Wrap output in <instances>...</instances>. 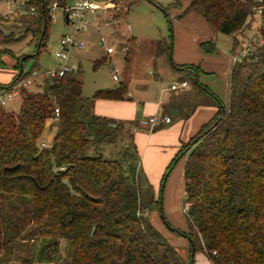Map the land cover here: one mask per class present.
<instances>
[{"label":"trees","instance_id":"1","mask_svg":"<svg viewBox=\"0 0 264 264\" xmlns=\"http://www.w3.org/2000/svg\"><path fill=\"white\" fill-rule=\"evenodd\" d=\"M52 1L25 0L26 12L14 14L7 27L21 30L20 37L31 35L35 40L32 57L39 54L47 38ZM56 1L65 7V0ZM109 1L117 20L139 0ZM258 5L264 7V0H189L180 14L179 18L196 12L212 31L230 35L232 54L254 26L259 25L263 44L256 47V60L233 64L227 104L216 98V113L180 143L160 179L158 196L138 166L125 168L102 153H84L92 142L113 141L123 126L86 107L91 99H124L123 81L85 98L74 68L63 75L43 77L40 90L21 87L18 109L0 105V193L31 202L28 235L40 242L37 258L41 264H58L60 239L69 248V264H183L176 249L180 246L171 241L177 237L186 241L187 264H192L198 251L212 264H264V10L259 14ZM172 7H180L179 0L163 9L171 32L168 50L173 46L167 13ZM14 39L13 31L0 29V65H4L3 54L15 58L11 79L0 83L1 89L10 90L32 71H40L33 65L19 74V63L27 58L16 57L5 45ZM199 46L214 53L216 44L210 39L200 41ZM104 62V58L96 60L93 68ZM49 120L56 125L51 146L40 147ZM110 123L116 124L111 132L88 137V127ZM181 159L184 229L166 220L161 198L168 174ZM152 211L162 227L165 222L174 227L170 231L175 237L170 241L152 223Z\"/></svg>","mask_w":264,"mask_h":264},{"label":"rangeland","instance_id":"2","mask_svg":"<svg viewBox=\"0 0 264 264\" xmlns=\"http://www.w3.org/2000/svg\"><path fill=\"white\" fill-rule=\"evenodd\" d=\"M21 1L25 0H0V29L6 33L13 31L16 38L5 45L14 52L16 57L23 56L22 58H27L23 64L24 72H28L33 65L39 69L56 68L59 65V60L55 56V51L58 49V40L65 33L73 32V25L70 22H65L63 9L58 7L55 14L56 20L49 24L44 46L36 57H32L35 54V40L31 38V35L26 34L20 37L22 31L18 30V28L12 27L7 29L9 24L12 23V17H14V15H8L7 10ZM93 1L98 2L97 7L100 9L98 17L100 29H96L98 25L97 20L95 19V22L91 14L87 16L88 27L77 33V38L84 43V47L80 50H70L71 61L78 68L77 76L83 84L82 96L90 98L97 87L118 84L122 78L135 99L152 98L156 101L157 97H154L155 93L163 90L164 104L170 105V98L173 97L175 99L180 95L178 89H170L171 83L178 81L179 75L170 61L168 46L171 32L166 13L161 6H166L171 0H154L155 3L150 0L136 1L131 4L127 11L120 14L117 22H113L111 19L110 14L116 11L113 9L111 2L108 6L110 8L109 11H111L109 14L104 2L100 0ZM71 4V0H65V6H70ZM258 26L254 27L258 29ZM172 29L174 36L173 46H179L180 43L177 44V40L179 42L181 37L180 35L178 37V30L175 25H172ZM209 30L211 29L209 28ZM252 30L248 37L251 36ZM212 32L214 33L216 46H220L226 52L230 51L231 53L232 37L227 34ZM183 39L185 40V37ZM109 46H113L114 53L107 52V47ZM102 57H105V62L99 67L93 68L94 62ZM1 59L4 65H0V83H3L11 79L9 72L10 70L12 71V64L15 63V58L11 55L3 54ZM114 68H116L115 72L118 78H120L119 80H113L112 69L114 70ZM35 80L37 83L31 82L28 84L29 90L37 91L41 89L43 76L39 75ZM220 84L222 88L217 94L222 101L226 84L224 81L220 82ZM190 88L191 90H195L196 88L195 84L191 81ZM196 91L183 97L189 105H192L191 103L195 105L199 101H212V98L203 89L199 90L196 88ZM132 96H127V100L133 101L132 99L134 98L131 99ZM93 100L91 99L90 103L86 105L89 110L92 108ZM19 104L20 98L17 96L6 107L12 108L14 106L15 109H18ZM114 124L92 125L88 127L87 135L90 138H94L111 132ZM135 124L140 126V129L145 128L143 125H140L139 121L134 119L123 122V126L116 132L113 141L92 142L84 153L88 155L102 153L108 158L119 160L125 168L131 167L132 169L137 166L140 168L139 155L132 139ZM55 127L56 125L53 120L47 121L42 136L47 139L48 143L51 142L55 133ZM173 156L174 154L169 157L166 165ZM183 162L184 160L181 159L174 165L167 176L165 185L163 184L162 186L161 193L162 209L166 220L174 227L181 229L186 227L182 204ZM166 165L163 170H165ZM141 171H143L142 168ZM163 172L160 174L158 172H150L148 174L149 179H151L149 183L150 181L152 183L155 181V175H159L162 178ZM158 181H156V188L154 190L156 196H158L159 192ZM144 190L146 193L147 188ZM19 199L20 197L17 195L11 196L0 193V264H41L37 258L40 253V242L38 239H30L28 235L31 202L29 200L20 202ZM151 221L154 226L159 224L156 228L162 229L166 240H169L173 236L175 237L166 225H164L166 229L162 227L161 220L155 211L151 213ZM171 241H173L174 245L180 246L176 249L183 264H187L188 254L184 238L177 237V239ZM59 253L60 255L56 259L58 264H69V254L67 255L69 248H67V243L64 239L59 240ZM207 261L209 262L204 254L198 251L193 257L192 264H205V262L207 264ZM46 264L55 263L48 262Z\"/></svg>","mask_w":264,"mask_h":264},{"label":"crops","instance_id":"3","mask_svg":"<svg viewBox=\"0 0 264 264\" xmlns=\"http://www.w3.org/2000/svg\"><path fill=\"white\" fill-rule=\"evenodd\" d=\"M100 1L104 2L106 10L109 11L110 8L108 6L110 1ZM172 1L173 0H171L168 4H170ZM179 2L180 7H172L167 12L171 18L172 25H175L176 29L178 30V37L179 35L181 37L179 42L177 40V44L180 43V45L172 46L169 54L170 61L176 68L175 71H177L179 75L178 81L171 83V85L177 84V87L172 89L170 85V89H178L180 91L179 97H176L175 99L171 97V100H169L170 105H166V103L164 104L163 100L164 91L161 90L159 93H155L154 95V97H157L156 101L152 98L135 99L132 96L129 88H127L126 83L121 78V81H123L126 85L125 98L122 100L95 99L93 100L92 108L90 109L92 114L111 118L115 122H121L122 124L123 122L132 121L133 119L139 121L140 123L141 119H145L159 113L170 116V121L168 123L161 122L158 128L156 125L150 126L143 125L141 123L140 125H143L145 128L140 129V126L136 124L134 126V133L132 136L133 143L135 144L137 154L139 155L140 168H142L148 180H151L148 177L150 172H158L159 174L163 172L167 160L172 154L176 153L180 143L191 138L199 130L200 126L207 122L216 113L217 104L215 100L218 98L221 101L219 98L220 96L217 93L222 88L220 84L222 81H224L226 84V88L223 97L224 101L222 100L221 102L225 105L228 101L230 71L233 66L231 58L232 53H230V51L226 52V50L222 49L220 46H215L214 53H206L203 51L199 46V42L202 40H214V33L209 30L207 24L196 12H187L179 18L180 14H182V11L188 6L189 0H179ZM94 3L96 5L94 21L96 22L97 20L98 25L96 26V29L99 30L100 24L98 17L100 9L97 7L98 2L95 1ZM167 5L160 6L162 9H165ZM110 13L111 11H109V14ZM89 15L90 14L87 16ZM110 15L113 22H117L118 19H114L113 14ZM64 17L65 22L68 23L66 21L65 13ZM77 33L75 34L76 37ZM184 37L185 40L183 39ZM108 53H114V48L112 52ZM102 58L105 59V57ZM71 63L75 67V64L72 61ZM183 64H187L186 66L188 67H183ZM9 73L12 76L13 70H10ZM192 77H194L195 81L191 80ZM119 79L120 78H118V80ZM181 81H187V85L184 87L179 86ZM190 81L194 83L195 87L199 90L203 89L212 98V101H199L198 103L194 102L196 103L195 105H193V103H191L192 105H189L183 99V97L186 94L197 92L196 88L195 90H191ZM7 82L9 81H4L1 84H5ZM197 82L199 84H197ZM118 84L107 87H97L94 89L93 93L97 89L114 88ZM6 90L7 89L0 88L1 93ZM127 96H132L131 99L134 98L132 99L133 101L127 100ZM115 125L116 124H114V126ZM155 177L156 179L153 181V183L150 181V184L154 190L156 188V181L159 180L158 182H160L161 179L159 175H155L154 178ZM208 263L212 264L210 261H207V264Z\"/></svg>","mask_w":264,"mask_h":264},{"label":"built area","instance_id":"4","mask_svg":"<svg viewBox=\"0 0 264 264\" xmlns=\"http://www.w3.org/2000/svg\"><path fill=\"white\" fill-rule=\"evenodd\" d=\"M72 4L70 6L63 7L64 13L68 11V23L70 22L73 25V32L65 33L59 38L58 41V49L55 51V56L59 60V65L57 68L52 69H43L40 71H32L31 74L25 78L20 79L16 83L12 84L10 90H6L5 93L0 92V105H7L15 100L18 96L19 89L21 87H26L31 82L35 81V78L39 75L43 77H51L54 75H63L68 72H72L74 70V66L71 63L70 50L71 49H81L84 47V43L76 37V33L85 30L88 27L87 15L91 14L92 18H95V10L96 5L93 0H71ZM25 1H21L18 4H15L13 7H10L7 10V14L12 16L14 14L25 13ZM59 7L58 2L53 0L50 3L49 7V18L51 22L56 20V9ZM256 10L259 14L262 13L264 7L262 5H258ZM32 13V10L30 11ZM263 39L260 36L259 29H253L251 32V36L248 38H242L239 40L237 52L231 55L233 64L242 59L248 60H256V47L257 45H262ZM113 46L107 47V52H112ZM116 68L113 72V79L118 80V75L116 74ZM187 85V81H181L179 86L184 87ZM177 84H172L171 88L175 89ZM56 114L58 110L56 109ZM57 119V117H55ZM170 121V116L163 115L161 113L154 114L148 118L141 119L140 123L143 125H157L161 122L168 123ZM40 147H50L51 143L47 141V139L42 138L40 143Z\"/></svg>","mask_w":264,"mask_h":264},{"label":"water","instance_id":"5","mask_svg":"<svg viewBox=\"0 0 264 264\" xmlns=\"http://www.w3.org/2000/svg\"><path fill=\"white\" fill-rule=\"evenodd\" d=\"M65 16H66V21L68 22V17H67L68 11H66ZM44 32H45V26L41 32V37L43 36ZM38 46H39V43H38ZM22 70H23V64L22 62H20L19 63V74L22 72ZM165 225L169 228V230H174V227L170 226L168 223L165 222Z\"/></svg>","mask_w":264,"mask_h":264}]
</instances>
